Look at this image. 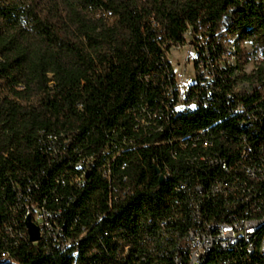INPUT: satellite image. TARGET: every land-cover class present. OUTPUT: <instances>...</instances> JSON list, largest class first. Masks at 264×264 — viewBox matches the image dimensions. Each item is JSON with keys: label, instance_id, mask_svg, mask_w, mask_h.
I'll use <instances>...</instances> for the list:
<instances>
[{"label": "trees", "instance_id": "1", "mask_svg": "<svg viewBox=\"0 0 264 264\" xmlns=\"http://www.w3.org/2000/svg\"><path fill=\"white\" fill-rule=\"evenodd\" d=\"M189 31L208 41L215 59L235 39L239 63L234 69L220 64L214 104L175 115L173 97L181 102L167 55L185 45ZM249 42L264 55V0H0V211L7 213L12 200L27 205L19 198L21 185L29 190L40 185L35 195L50 200L55 214L65 211L67 238L78 239L83 226L89 230L79 247L65 252L47 254L42 244L34 247L29 241L15 252L1 250L9 260L0 264H137L134 256L116 262L120 242L129 243L130 236L140 242V231L149 230L140 227L145 217L156 223L172 213L177 184L190 170L186 165L200 154L199 148L180 154L182 143L176 139L211 128L254 134L257 143L264 142V61L246 73ZM241 84L251 91L237 92ZM255 103L260 120L251 127L228 112L230 105ZM42 132L50 140H60V134L71 139L60 162L43 151ZM207 141H214V134H207ZM107 147L109 156L124 150L112 164L114 183L130 190L111 212L109 184L96 168L106 164ZM221 149L231 153L230 146ZM221 149L205 152L221 154ZM79 154L92 156L97 166L82 185L76 184L81 177L70 185ZM163 165L173 173L168 181ZM57 178H65L67 186ZM185 181L194 184L193 177ZM182 196L184 206H191L190 193ZM100 216L106 217L98 222ZM162 228L174 234L172 225ZM21 232L28 235L25 224ZM187 241L188 231H180L175 261L182 260ZM218 259V252L211 254L207 264Z\"/></svg>", "mask_w": 264, "mask_h": 264}, {"label": "built area", "instance_id": "2", "mask_svg": "<svg viewBox=\"0 0 264 264\" xmlns=\"http://www.w3.org/2000/svg\"><path fill=\"white\" fill-rule=\"evenodd\" d=\"M200 40L203 43L198 48L195 63L196 83L183 95V103H176V97H173L175 115L188 112L189 109L199 110L200 107H210L214 104L213 100L219 92L216 86L219 78L217 70H220V64L228 65L229 59L235 58V56H227V45H233L234 40L227 41L226 50L219 54L218 59L209 52L208 41L203 38ZM249 44L254 48L252 43H247ZM261 57L264 61V55ZM255 71L254 69L252 72ZM236 91L243 92L239 88H236ZM230 95L231 93L228 97ZM169 98H172V93L169 94ZM258 107H260L259 103L250 106L230 105L228 112L233 117L240 115L242 126L251 127L260 120L256 114ZM215 126L216 124L213 125ZM207 134H214V141H207ZM253 136L254 134H227L218 130L213 132L211 128H205L188 137L176 139L182 143L180 154L191 148H199L198 159H204L205 166L196 168L195 162L186 165L190 170L185 178L193 177L194 184L186 185L185 178L180 180L171 204L172 213L156 220V223L152 218L145 217L140 227L146 226L149 230L140 231V242H133V236L128 238L129 243L119 241L122 252L117 253L116 262L127 263L134 256L137 264H199L200 260L207 259L209 247H216L218 264H264V237H261V240H254V229L263 223L260 222V212L264 210V198H261L260 192L255 191V188L253 193L244 192V185H250V180H264V142L257 143ZM40 138L43 151L54 163L61 161L65 149L71 144V139L63 134L59 135L60 140H50L49 134L42 132ZM163 145L167 146V142ZM221 146H230L231 153H222ZM209 149H221V156L218 158L227 157L228 160L233 161L234 173H225L224 165L218 164V158L205 160V151ZM123 151L120 150L119 155L109 156L107 147V151L103 153L106 164L100 167H96L97 161H92V156L79 154V161L73 165L75 170L70 174L68 183L75 185L74 177H81V182L86 181L88 173L95 167L98 168L102 178L109 184V212L114 211L115 201H121L122 197H126L130 192V190L121 191L114 183L112 164L124 153ZM127 166V163L122 165L123 169L128 168ZM162 171L163 175H167V181L173 176L172 170L166 166ZM123 181L127 182V180ZM56 182L63 187L67 186L65 178H57ZM39 189L40 185L36 190H29L27 185L25 187L21 185L19 198H26L27 205L18 206V201L12 200L7 203V213L0 211V251L9 249L15 252L23 242L29 241L34 247L42 244L47 254L55 250L65 252L74 246L79 247V243L88 236L89 230L83 226L82 234L78 239L67 238L66 221L63 220L65 211L60 215H53V208L49 206L50 200L35 195ZM182 193H190L191 206H184ZM253 197H260V204H253ZM71 199L73 202V197ZM55 200L59 202L58 199ZM207 200L208 208L201 209L200 201ZM207 210H212L214 215H218V222L205 221ZM241 214H249V222H242ZM4 216L8 218L5 219ZM104 217L106 216H100L98 222ZM28 220L35 223L40 231V238L37 241H32L30 235L21 232V224H27ZM163 225H172L174 234L163 233ZM150 228H153L151 232ZM180 231H188L187 248L184 250L182 260L175 261L173 248L177 245V235ZM224 250H228V257L222 258L221 251ZM73 256H77L78 259L79 250L75 251ZM7 260L8 257L0 259V263ZM12 263L23 264L18 260Z\"/></svg>", "mask_w": 264, "mask_h": 264}, {"label": "rangeland", "instance_id": "3", "mask_svg": "<svg viewBox=\"0 0 264 264\" xmlns=\"http://www.w3.org/2000/svg\"><path fill=\"white\" fill-rule=\"evenodd\" d=\"M87 11L88 13H90L91 16L93 15V13H91V10ZM233 40V45H227V56H235V58L229 59L228 65L221 64L222 67H229L233 69L237 68V65L239 63V55L237 52L236 40ZM185 41L186 43L182 47H172L167 55L176 76V83L177 87L179 88V100L181 103H183V95L186 94L190 87L196 83L197 72L195 68V63L198 56V48L200 44L202 45L203 43L200 38H195V36L192 34V31H189L186 34ZM244 46L246 47L245 54L248 55V57L250 56V58L248 59L250 61L248 65H246L245 71L248 75H250L253 73L252 71L254 69L257 71L258 65L260 64L259 61L261 62L262 59V55L260 53L255 52L256 50L255 48L251 47V44H246ZM50 76L51 78H53L52 75ZM53 86V83H51V87ZM240 89L251 91V86L249 87L248 85L241 84Z\"/></svg>", "mask_w": 264, "mask_h": 264}, {"label": "bare ground", "instance_id": "4", "mask_svg": "<svg viewBox=\"0 0 264 264\" xmlns=\"http://www.w3.org/2000/svg\"><path fill=\"white\" fill-rule=\"evenodd\" d=\"M240 89V88H239ZM241 90V89H240ZM200 156H194L190 163L192 162H199L204 164V159H198ZM218 156H221V154L218 153H210V152H205V160H215L218 158ZM218 164L219 166L224 165V170L225 173H234V164L232 161L228 160L226 157H221L218 158ZM83 182V181H82ZM81 178L76 179V184L82 185ZM253 188H255V191H259L261 194V198H264V180H257V179H252L250 180V185H244V192L246 193H253ZM22 199V197L20 198ZM253 204H260V197H253ZM208 207V200L207 201H200V208L201 209H207ZM53 215H60V213L55 214L53 212ZM218 215H214L212 211L207 210L205 212V221L209 223H216L218 222L217 220ZM241 221L242 222H249V214H241ZM260 222H263L262 224H259L257 229H254V240H261V237H264V210L260 212ZM35 227L36 224L32 223ZM26 226V231L28 232V235H30V232ZM218 252L216 247H209V250L207 252V259L200 260L199 264H207L208 263V257L211 254H214ZM227 252L228 250L221 251V253ZM0 257L3 259H7L8 253L7 254H0Z\"/></svg>", "mask_w": 264, "mask_h": 264}, {"label": "water", "instance_id": "5", "mask_svg": "<svg viewBox=\"0 0 264 264\" xmlns=\"http://www.w3.org/2000/svg\"><path fill=\"white\" fill-rule=\"evenodd\" d=\"M157 174L160 173L159 170H156ZM162 184L165 182L163 180V177H160V181ZM27 228L30 232L31 240L32 241H37L40 238V231L32 224L31 220L27 221Z\"/></svg>", "mask_w": 264, "mask_h": 264}]
</instances>
